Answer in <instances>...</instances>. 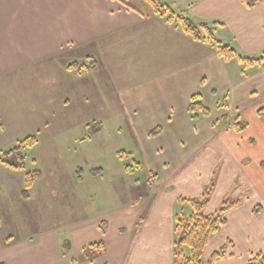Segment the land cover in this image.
I'll list each match as a JSON object with an SVG mask.
<instances>
[{"label":"crops","instance_id":"1","mask_svg":"<svg viewBox=\"0 0 264 264\" xmlns=\"http://www.w3.org/2000/svg\"><path fill=\"white\" fill-rule=\"evenodd\" d=\"M160 1L197 23H221L217 25L218 39L234 47L240 56L258 58L264 54V0L253 8L241 0ZM131 2L134 8L117 0H0V104L7 111V118L1 120H7L17 104H37L46 113L57 104L67 108L108 104L109 109L118 110H108V114L115 117L116 124L128 126L122 128L127 129L139 152L144 151L143 142L161 139L170 131L182 130L188 135V128L197 134L195 125L199 123L208 127L207 139L186 152L183 163L165 164L162 173L146 167L143 161L149 173L158 174L153 184L149 173L141 182L133 178L138 172L119 166L112 178L117 190H109L115 194L112 199L98 188L104 179L103 168L88 169L87 179L93 183L87 191L86 179L79 174L82 168L76 165L66 178L72 179L69 184L74 189H82V194L74 193L82 201V222L64 240L52 231L49 222L45 224L48 214L35 237L2 241L0 231V264H174L177 203L181 198L200 196L213 178L217 185L211 198H217L214 205L210 199L207 213L212 214L230 196L239 204L227 212L226 224L205 252L226 244L233 247L214 264H247L252 255L264 253V222L245 232L254 221L264 220V206L260 203V215L256 216L259 201L251 204L246 196L247 192L258 195L264 205V117L259 114L264 108V64L246 66L239 58L224 60L213 45L174 28L141 4L142 0ZM89 60L96 61L95 70L70 69L90 65ZM22 88L32 93L26 102ZM195 95H200L204 104H211L212 110L199 121H193L188 111ZM224 100L226 110L218 105ZM46 116H42L44 122H48ZM237 119L250 122L243 132L233 127ZM246 132L249 137L239 140ZM57 137L50 136L52 142H58L53 150L65 155L69 151L67 139ZM227 137L232 139L230 145ZM169 147L182 152L183 143L176 145L171 137ZM239 150L246 155L240 156ZM253 155L259 159L252 161L249 157ZM120 168L126 186L140 192L122 211L118 207ZM6 169L9 175L15 173ZM41 185L36 182L28 200L39 201ZM43 195L45 205H53L54 192L49 187ZM110 201L116 208L113 212L107 207ZM87 209L96 213L90 220L85 215ZM229 227L237 232L228 233ZM92 233L96 234L93 238ZM66 242L69 250L64 255ZM96 244H103L104 249L90 250Z\"/></svg>","mask_w":264,"mask_h":264},{"label":"rangeland","instance_id":"2","mask_svg":"<svg viewBox=\"0 0 264 264\" xmlns=\"http://www.w3.org/2000/svg\"><path fill=\"white\" fill-rule=\"evenodd\" d=\"M142 2L141 4L149 6L145 1ZM218 26H216V28L220 31ZM215 34L216 37L219 38L217 30ZM21 92L24 94L23 102L30 100L31 92L26 91L25 88H22ZM222 104H224V101H220L218 105ZM2 105L3 104H0V159L6 151L28 137H38L40 140L37 147L26 151L25 172H15L12 173L13 175H9V171L0 163V183L6 185L4 187L0 185V222L3 225V229L0 231L1 238H3L2 241L8 237H10L8 241L14 239L15 242L22 240L27 235L35 237L40 233L38 230H40V226L44 222L46 214H48L49 220L45 221V224L49 222V227L52 228L53 232L58 234L61 240L71 236V232L74 230L75 226L82 222V201H79L74 194L75 191L82 194V189H74L69 184V181L72 179L69 178L68 181L66 178L69 175L68 170H72L76 165L82 168V172L79 174L80 177L86 179L84 185L87 186V191L90 190L88 188L92 182L87 179L88 169L103 168L104 179L99 183L98 188L105 191L106 198L112 199L115 197V194H111L109 190H117L114 184H112V178L113 175L117 173L116 169H118L119 166L123 168L124 166H133V172H138L133 178L138 177L141 179V182H143L142 180L145 177L144 174L146 175L147 173L148 176L149 173V171L146 170L147 168L142 165L143 161L146 167H154L162 173L165 164L176 165L178 163H183L187 158L186 152L192 150L196 144L200 145L203 143V141H205L204 138L206 137L207 139L209 131L206 123L195 125L198 126L197 134L192 133L188 128L187 131L190 133L188 135H183L182 130L181 132L177 130L176 133L175 131H170V133H165L161 139L156 138L151 141L143 142L144 151L139 152L136 143L134 140H131V137L128 135L127 129H124L128 126L126 124H116L114 121L115 117L112 116L110 112L108 114V110L115 113L118 111L109 109L108 107L110 106H108V104H81V108H76L74 106L67 108L65 105L57 104L55 109L48 108L46 110L47 113L45 111H40L38 108L39 105L37 104H17L12 115H10L7 120L5 119V121L1 119L6 117L7 111ZM8 105L11 106V104ZM205 105L211 108V104ZM212 106L215 108L217 105L212 104ZM226 109L227 108L224 110ZM52 111L54 112L50 114ZM19 112L20 116H18ZM226 112L227 111H224V114H226ZM45 115H49L46 116L48 122H44L42 116ZM229 115H232V113L229 112ZM60 117H67L68 121L57 120V118ZM241 122L247 125L250 123L245 121ZM90 125L92 127H90ZM247 132L244 135L241 133L243 139L239 140H244L249 137ZM51 135L58 136L57 138L63 137L67 139L69 151H66L65 155L54 152L53 144L56 143L57 145L58 142H52L50 138ZM171 137L176 145H178L180 141L183 143L182 152L174 147H169L171 144ZM73 138L78 140L75 142V140H72ZM226 140L230 145L232 139L227 137ZM219 141L220 139L216 141V144ZM240 152L241 150L237 151L240 156L242 155L243 157V155H246V152ZM59 158L63 159V162H60ZM232 158L235 159L234 156ZM249 158H251L252 161L257 159L254 155ZM10 160L14 162L15 159L11 158ZM248 161L249 159L244 161L243 165H246ZM209 164L210 161L204 162L206 166ZM118 171H121L122 174L118 191V199H120L118 207L119 211H122V207H126L130 204L134 198V194L136 193V195H138L140 192L133 187H127L124 183V171L121 168ZM248 171L250 172L249 168ZM36 172H39L42 176L37 181L43 184L38 188L39 194H42V196H40L38 202L33 203L31 198L28 200V198L23 197V181L26 173L35 174ZM214 172L217 173V170H214ZM152 174L158 175L156 172ZM216 183L217 179L213 178L206 187L203 188L202 194L196 197L200 198L202 195L206 194L208 190H212L213 197L216 190ZM47 187L54 192L53 205H45V195L43 194L47 193ZM257 191L259 193V190ZM32 192L30 191V196H32ZM247 193L246 196L250 199L248 201L249 203L252 204L255 201H259L255 208L261 207L260 203L264 206L263 203L260 202L261 200H259L258 195L256 196L251 192ZM249 194L252 195L250 196ZM216 198L217 197L213 199L210 198L212 200L211 204L214 205ZM90 201L91 200H89V202ZM225 201L231 202L238 200L230 196L225 199ZM107 207L113 208L110 212L116 210L114 202L112 201L108 203ZM220 208L221 205L217 206L211 213H217ZM86 214L89 220L96 215V213L90 212L88 209L85 212V215ZM255 215L259 216L260 211ZM263 222L264 220L262 218L254 221V225H250L245 232L253 227L261 225ZM257 229L259 230L260 228L258 227ZM228 230V233L230 232L232 235L237 232L234 227H229ZM225 234H227V231H225ZM94 235L96 234H93L91 237L93 238ZM229 247L231 249L233 248L228 244L224 246L226 251ZM214 249L211 248L205 252L203 258L204 264H208L213 254L221 250L219 248L214 251ZM229 253L231 254V251H229ZM79 260H81V258H79Z\"/></svg>","mask_w":264,"mask_h":264},{"label":"trees","instance_id":"3","mask_svg":"<svg viewBox=\"0 0 264 264\" xmlns=\"http://www.w3.org/2000/svg\"><path fill=\"white\" fill-rule=\"evenodd\" d=\"M129 8H134L131 0H117ZM145 1L151 8L153 14L163 18L166 22L171 24L174 28L182 30L185 34L192 37L194 40L209 43L213 45L218 55L224 60H233L239 58L244 65H263L264 54L258 58H247L240 56L237 50L231 45L223 44L216 37V26L221 23H197L187 17L183 11L176 10L169 4L162 3L160 0H142ZM244 5L253 8L259 0H241ZM89 64L80 67L78 65L71 66L70 69H86L95 70L97 64L95 60H89ZM228 104L224 100V104L220 108H226ZM188 111L193 121H199L207 118L212 114V110L206 106L200 95H195L191 98ZM259 114L264 117V108L259 110ZM90 127H92L90 125ZM233 127L238 132H243L247 128V124L237 120L234 121ZM36 137H28L25 140L18 142L10 150L6 151L0 161L8 169L15 172H25V163L27 154L26 151L33 149L37 145ZM14 158V162L10 159ZM138 166V165H137ZM133 166H128L127 171L132 173ZM41 178V174L26 173L25 188L23 190V197L29 198L30 191ZM158 181V175L150 174V183ZM212 196V190H208L206 194L200 198H181L177 203V210L175 214L174 224V264H204L203 258L205 251L213 238L219 230L226 224V214L239 204V201H225L221 208L215 214L207 213V207ZM261 207L254 210V214L260 211ZM68 243H65L63 254L68 253ZM92 249H104L103 244H96L90 246ZM226 248L213 254L209 264H214L215 261L226 257ZM247 264H264V253H257L251 256Z\"/></svg>","mask_w":264,"mask_h":264}]
</instances>
